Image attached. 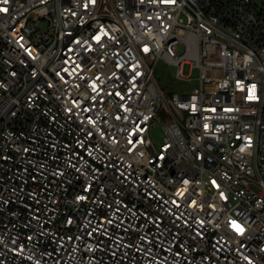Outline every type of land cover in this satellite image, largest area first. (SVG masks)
I'll return each instance as SVG.
<instances>
[{"label": "built area", "instance_id": "built-area-1", "mask_svg": "<svg viewBox=\"0 0 264 264\" xmlns=\"http://www.w3.org/2000/svg\"><path fill=\"white\" fill-rule=\"evenodd\" d=\"M0 9V264H264V0Z\"/></svg>", "mask_w": 264, "mask_h": 264}, {"label": "rangeland", "instance_id": "rangeland-1", "mask_svg": "<svg viewBox=\"0 0 264 264\" xmlns=\"http://www.w3.org/2000/svg\"><path fill=\"white\" fill-rule=\"evenodd\" d=\"M183 51V47H179V52ZM190 65L187 63L184 67L185 75L190 74ZM197 76V72H194L193 77ZM155 77L159 81L163 89L171 95L174 92L191 91L196 85L197 80L182 79L177 77V66L169 62L165 58H161L157 61L155 67ZM151 135L154 139L161 140L164 137V128L162 124H154L151 127Z\"/></svg>", "mask_w": 264, "mask_h": 264}, {"label": "snow or ice", "instance_id": "snow-or-ice-1", "mask_svg": "<svg viewBox=\"0 0 264 264\" xmlns=\"http://www.w3.org/2000/svg\"><path fill=\"white\" fill-rule=\"evenodd\" d=\"M5 3H7V0H4ZM0 11H6V9H0ZM240 230V229H238Z\"/></svg>", "mask_w": 264, "mask_h": 264}]
</instances>
